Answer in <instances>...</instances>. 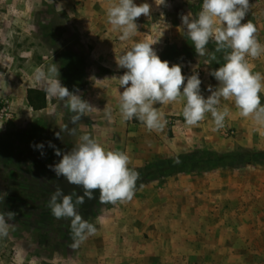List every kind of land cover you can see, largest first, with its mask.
<instances>
[{"label":"rangeland","instance_id":"374dc122","mask_svg":"<svg viewBox=\"0 0 264 264\" xmlns=\"http://www.w3.org/2000/svg\"><path fill=\"white\" fill-rule=\"evenodd\" d=\"M87 1L78 0L76 3L66 0L65 6H69L70 10L73 6L77 10L81 6H88ZM110 1L112 4L117 2ZM37 2L39 11H35L33 31L37 45V49L34 48L35 55L39 59L47 57L50 65L56 64L62 85L89 102L91 81L95 83L98 81L96 76L109 71L91 62L87 36L75 25L76 18H85V22H82L87 23L89 15H79L74 11L63 15L56 8L57 0ZM199 2L164 0L163 4L157 5L156 0H134L137 5L148 3L151 6L149 22L158 21L168 28V37L156 50L161 45V52H169L176 47V60H169V66L179 64L182 69L197 66L203 70L207 81L203 95L207 92L204 96L207 98L211 95L209 85L213 89L219 85L211 73L225 61L222 51L216 53L219 63L212 61L206 64L207 57H199L194 44L187 37V28L181 17L189 12L193 14L194 8L199 12L203 3L200 2L197 7ZM249 4L250 10L242 23L251 20L257 27L260 43L264 44V0H249ZM143 17L141 15L137 20ZM215 48L214 41L207 45L208 52H214ZM249 59L254 65V71L264 73V55L255 60ZM261 96L264 98V93ZM51 102L56 112L40 114L18 123L14 121L9 128L0 131L4 140L8 131H13L17 136L11 143L13 153L17 154L12 159L14 161L6 162L0 157V212L16 213L10 221L14 226L9 229V235L0 237V264L84 262L87 258L83 256L84 252L91 249L97 253L98 264H264V154L259 153L264 151V127L258 126L251 117L240 116L232 100L221 101L222 106L229 107L230 116L226 118L224 127L218 130L210 113L197 126L187 125L184 117L165 116L166 124L169 128L175 126L176 131L168 133V137L175 143L172 152L162 158L184 156L195 149H213L222 153L248 150L255 153L250 164L247 163L250 157L245 156L244 159L238 158L213 169L176 173L139 187L131 201L107 204L96 216L85 218L82 215L96 225L97 231L76 249L71 247L70 219L63 221L61 227L64 233L58 234L60 226H44L46 221L38 216L41 212L37 211L38 205L29 213V200L24 199L25 202H22L15 197L20 192L21 175L30 174L27 171L35 163L38 167L36 169L49 182L51 176L56 175L49 165L58 163L62 156L55 155V149L49 146V142L62 153L69 152L90 124L89 112L73 125L71 117L74 113L64 106L65 102L56 97H52ZM185 102L181 100V105ZM40 120L45 122L43 130L35 133L32 128L38 129ZM65 125L69 129L75 127L76 134L69 135L63 131ZM225 128L233 134L226 136ZM57 132H60L62 139L56 137ZM25 136L30 143L28 147L21 141ZM41 143L44 144L43 149L29 148L32 144ZM41 152H45L44 155ZM60 177L54 186L71 187L65 182L61 183ZM221 179L231 180L225 190L220 187ZM225 191L233 193L234 198L231 200L229 197L225 201L222 197ZM147 209L153 213V220L152 216L149 219L143 216ZM160 215L162 222L159 221ZM128 240L130 248H151L165 250L166 253L161 254L163 251H160V254L138 258L128 255L122 260H115L114 252L126 245ZM167 250L174 251L169 253Z\"/></svg>","mask_w":264,"mask_h":264},{"label":"clouds","instance_id":"9594fccd","mask_svg":"<svg viewBox=\"0 0 264 264\" xmlns=\"http://www.w3.org/2000/svg\"><path fill=\"white\" fill-rule=\"evenodd\" d=\"M163 3L164 0H156L157 5ZM250 7L249 0H203L196 16L189 12L181 17L196 53L199 57H207L206 64L212 61L219 63L216 53L224 52L225 62L211 73L219 85L215 89L209 85L211 95L207 98L201 94L202 81L197 72L186 77L182 74L181 65L173 64L170 67V62L162 61L153 44L147 41L135 43L116 57L118 66L127 70L118 78L120 87L124 88L119 97L122 122L135 118L149 131L161 130L167 121L160 108L154 105L184 100L182 114L187 125L197 126L210 113L218 130L224 127L226 118L230 116L229 107L221 104L223 99L232 100L240 116L251 117L258 126L264 127V104L261 100L264 73L254 71L249 59L255 60L264 55V44L260 43L257 27L251 20L242 23ZM56 8L62 11V5L57 4ZM150 10L148 3L137 5L134 0H117L108 7L106 15L108 23L121 33L120 40L127 41L138 33L137 18L149 16ZM211 41L216 44L214 52L207 50ZM33 75L37 81L47 80V94L64 101V106L74 113L71 117L73 125L86 113L98 110L62 85L57 79L60 72L56 64L49 65L46 72L38 67ZM104 113L111 123L113 116L108 105ZM63 131L69 135L76 134V128L69 129L67 125ZM56 137L62 139L60 132L56 133ZM49 146L55 149L56 156H62L58 163L49 165V168L58 177L66 178L69 184L83 188V195H78L76 192L64 194L57 187L49 201L55 218L70 219L71 247L76 249L97 231L96 225L84 219L78 211L85 198L95 199L94 191L99 190L101 203L131 201L140 174L129 166L130 156L126 150L110 149L89 134L81 135L76 145L66 153L51 142ZM34 147L43 149L44 144ZM41 155L44 153L41 152ZM15 216L16 213L11 211L0 212V237L9 235V229L14 226L10 221Z\"/></svg>","mask_w":264,"mask_h":264},{"label":"crops","instance_id":"0c3cea01","mask_svg":"<svg viewBox=\"0 0 264 264\" xmlns=\"http://www.w3.org/2000/svg\"><path fill=\"white\" fill-rule=\"evenodd\" d=\"M65 1L57 0L58 4L62 5L61 12L63 15L71 14L72 11L79 15H89L87 23H83L86 20L85 18H76L74 20L75 25L79 31L87 36L86 40L91 53V62L95 63L97 67L102 65V67L109 69L104 75L96 76L98 81L95 83L91 81L89 85V103L98 110L89 112L90 124L87 125V131H84L83 134L91 135L110 149L126 150L130 156L129 166L132 168L145 162L161 159L166 153H171L175 141L168 137V133L170 131L174 133L176 131L175 126L169 128L166 124L161 130L149 131L143 124L136 125L132 121L122 122L119 112V97L124 88L120 87L118 78L127 70L120 68L116 62V57L124 54L135 43L140 41H147L153 44V49L158 51L157 54L159 55L162 51V45L159 50H156V48L158 45L163 44L169 35L166 25L158 23V21L157 23L149 22L148 16H144L141 20L138 19L136 21L138 33L130 40L122 41L119 38L121 33L114 30L108 23L106 12L108 7L112 5L110 0H88L86 3L88 6H81L77 10L73 6L71 7L72 10H70L69 6H65ZM72 2L78 3V0H72ZM38 7L39 2L37 0H0V98L5 96L11 98L12 108L15 112V122L17 123L29 120L40 114L56 112V109L52 107V97L46 92L47 80L37 81L33 75L36 68L39 67L46 72L47 67L50 65V60L47 57L42 56V59H39L35 55L34 48L37 49V45L35 44L33 31L35 26L34 15L35 11L39 9ZM43 13L44 10H42ZM92 74L91 72L90 75ZM205 86L206 89L207 81ZM30 88L46 92V108L34 111L29 106L27 92ZM206 93L204 96H206ZM107 105L111 109L113 116L111 123L104 113ZM154 106L160 108L164 116L176 115L174 117H183L184 105H181V102L167 105L157 103ZM230 184L231 180L221 179L220 187L225 190ZM222 197L225 201L229 197L232 200L234 194H229L225 191ZM145 214L143 216L146 219L151 216V219H154L153 213L151 211L148 212V209ZM160 217L159 221L162 222L163 218L161 215ZM160 251H163L161 254L166 253L165 250L151 248H130L128 240L126 245L116 249L114 252L116 257L114 259L122 260L128 255L137 256L138 258L139 256L157 254ZM167 251L170 253L174 250ZM85 255L87 258H85L84 262L73 261L71 263L60 262L53 264H98L95 251L92 249L88 250L87 253L84 252L83 256L85 257Z\"/></svg>","mask_w":264,"mask_h":264},{"label":"trees","instance_id":"16d2710c","mask_svg":"<svg viewBox=\"0 0 264 264\" xmlns=\"http://www.w3.org/2000/svg\"><path fill=\"white\" fill-rule=\"evenodd\" d=\"M200 2H203V0H199ZM200 2L197 4H200ZM198 14V11L196 8L193 9V15L196 16ZM176 47H173L169 52L168 50H164L161 53V59L162 60H176L175 59V50ZM186 49H190L187 48ZM72 78V76H70ZM27 100L29 103V106L34 111H39L47 106V96L46 92L40 89L36 88H30L27 92ZM262 104H264V98L261 96ZM133 124H142L137 119L131 120ZM40 126H38V129L36 127H33V131L37 133L40 130H43L44 127V121L40 120ZM6 139L2 138L0 136V157H3L6 162H13L14 157L17 155L14 154L12 151L11 143L14 142V139L17 138L15 136V133L13 131H8L5 133ZM26 136L21 138L22 142H25V147H28L27 144L29 143L26 141ZM30 144V143H29ZM35 144H32L29 148L34 150L36 147H34ZM5 150V152H4ZM45 153V152H44ZM259 153L264 154V151H261ZM252 155H255L254 152H250L248 150H239V151H233V152H227L222 153L215 151L213 149H195L184 156L181 155H172L170 157L161 158L158 160H152L149 162H145L140 166L134 167L135 170H137L140 174V179L137 182V188L141 187L140 185L144 186L154 180L161 179L165 176L176 174V173H183V172H197L202 170H209L213 169L215 167H218L219 165H224L227 163H231L232 161L240 158L244 159L245 156H248L247 163H251V157ZM178 161V162H177ZM24 166L21 167V170ZM38 168L36 163L28 169L27 172L30 174H22V179L20 180V192L18 193V197L15 196L17 199L21 200L22 202H25L24 199H28L29 203L31 205L27 208L29 213L33 212V207L37 206V211L39 212L40 218H43L46 222L44 226L47 228L55 226H60V228L57 229V233L59 232L64 233L61 225L64 223L63 221H66L68 218H61L57 219L54 217V215L51 212V209L49 207V201L52 196V194L56 191V188L59 187L63 190L64 194H70L72 192H76L78 195H83V188L82 186H76L69 184L66 181V178L62 176L60 177V182H65V184L70 185L71 187L65 185L62 186H54L55 184H58L59 179L57 175L51 176L50 182L49 180L40 174V170L36 169ZM24 172H26L24 168ZM56 181H58L56 183ZM99 190L94 191L95 199L88 200L85 198V203L80 205L78 207V211L81 215H83L85 218H88L89 216H96L98 215L100 209L102 207H106L105 205L110 203H104V205L99 200ZM63 237H67L66 235H63Z\"/></svg>","mask_w":264,"mask_h":264},{"label":"built area","instance_id":"2783aa9c","mask_svg":"<svg viewBox=\"0 0 264 264\" xmlns=\"http://www.w3.org/2000/svg\"><path fill=\"white\" fill-rule=\"evenodd\" d=\"M194 72H197L199 74V78L202 81L201 94L203 95L205 89V83H206V77L203 70L197 66L192 69H182V74L185 75L186 77L191 76ZM15 119H16L15 112L13 111L12 108L11 98L8 96L0 98V131L9 128L12 125V123L15 121ZM224 134L226 136H231L233 132L225 128Z\"/></svg>","mask_w":264,"mask_h":264}]
</instances>
